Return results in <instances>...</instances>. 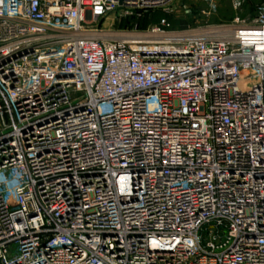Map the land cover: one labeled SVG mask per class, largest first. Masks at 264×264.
Returning a JSON list of instances; mask_svg holds the SVG:
<instances>
[{
	"label": "built area",
	"instance_id": "2783aa9c",
	"mask_svg": "<svg viewBox=\"0 0 264 264\" xmlns=\"http://www.w3.org/2000/svg\"><path fill=\"white\" fill-rule=\"evenodd\" d=\"M179 1L0 0V264H264V0L96 28Z\"/></svg>",
	"mask_w": 264,
	"mask_h": 264
},
{
	"label": "rangeland",
	"instance_id": "374dc122",
	"mask_svg": "<svg viewBox=\"0 0 264 264\" xmlns=\"http://www.w3.org/2000/svg\"><path fill=\"white\" fill-rule=\"evenodd\" d=\"M259 3L260 0H253L251 5L244 7L243 12H237L233 0H180L168 14L154 11L139 21L133 17L122 19L116 14L102 21L96 28L107 32L147 31L165 17L175 31L221 26L232 22L236 16H240L242 21L251 22L256 16L255 8Z\"/></svg>",
	"mask_w": 264,
	"mask_h": 264
},
{
	"label": "trees",
	"instance_id": "16d2710c",
	"mask_svg": "<svg viewBox=\"0 0 264 264\" xmlns=\"http://www.w3.org/2000/svg\"><path fill=\"white\" fill-rule=\"evenodd\" d=\"M253 3V2H252ZM151 14V12H149V13H145V14H143L142 16H140L139 18H138V16H134L133 18L135 19V20H137V21H139L138 19H141V20H143V19H145L148 15H150ZM140 20V21H141ZM161 21V20H160ZM160 21H159V23H160ZM158 23V24H159ZM158 24H156V25H158ZM155 26V25H154ZM151 28V27H150ZM149 29V28H148ZM147 29V30H148Z\"/></svg>",
	"mask_w": 264,
	"mask_h": 264
},
{
	"label": "bare ground",
	"instance_id": "6f19581e",
	"mask_svg": "<svg viewBox=\"0 0 264 264\" xmlns=\"http://www.w3.org/2000/svg\"><path fill=\"white\" fill-rule=\"evenodd\" d=\"M144 39L145 40H153L152 38H144ZM132 40H138V37L136 35H132Z\"/></svg>",
	"mask_w": 264,
	"mask_h": 264
}]
</instances>
